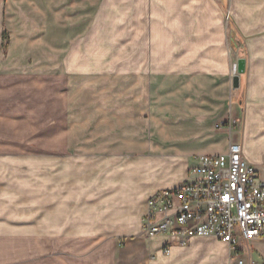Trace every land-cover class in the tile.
<instances>
[{
  "label": "crops",
  "instance_id": "0c3cea01",
  "mask_svg": "<svg viewBox=\"0 0 264 264\" xmlns=\"http://www.w3.org/2000/svg\"><path fill=\"white\" fill-rule=\"evenodd\" d=\"M33 1L0 0V50L2 39L10 42L3 22L16 16L12 3ZM37 1L46 10L48 33L55 32L49 18L57 19L64 73L152 83L153 129L149 139L133 135L125 143L131 132L124 118V142L102 153L63 154L75 161H124L123 174L112 178L107 170L104 185L86 188L77 171L66 182L70 170L59 169L56 200L48 181L22 185L17 171L0 168V264H231L230 246L214 236L165 252V239L143 236V218L149 198L191 178L199 156L227 153L231 141L238 142L228 126L218 127L230 114L237 118L243 111V156L264 181V0ZM242 58L247 69L235 88L232 72ZM2 65L0 59V138L3 119L9 121L2 98L18 79ZM63 138L59 145H66ZM25 174L32 178L35 171ZM252 247L264 264V239Z\"/></svg>",
  "mask_w": 264,
  "mask_h": 264
},
{
  "label": "rangeland",
  "instance_id": "374dc122",
  "mask_svg": "<svg viewBox=\"0 0 264 264\" xmlns=\"http://www.w3.org/2000/svg\"><path fill=\"white\" fill-rule=\"evenodd\" d=\"M12 4L16 5V16L5 17L3 22L10 42L6 46L2 39L0 59L2 68L13 69L18 79L9 85L12 93L2 98V110L9 112V121H2L0 168L17 171V180L22 185L33 181L35 186H40L43 180L48 181L50 186H55L50 189L52 200H56L59 169L70 170L66 174L69 177L66 182L73 181L74 171H77L82 186L86 188L103 184L107 170L113 171L109 177L122 176L124 161L85 157L75 161L68 160L63 154L102 153L108 151L110 145L124 142L120 130L124 118L125 130L131 132V137L125 134V143L126 139L132 140L133 135L149 139L153 129L150 112L152 83L125 80V75L106 77L64 73L57 50V19L49 18V25L54 27L55 32L48 33V18L41 1L34 0L27 7L26 3ZM9 9L12 10L13 6ZM66 20L69 21L68 18ZM71 36L67 35V40ZM240 52L246 56L244 47ZM9 57L17 62L10 66L5 64V59ZM232 73L239 75L237 64ZM230 119L239 121L237 128L231 132L245 147L243 111L237 118H232L230 114L224 122L228 123ZM63 125L65 128H61ZM63 137L66 138V145H59V139ZM258 151L257 148L253 152L257 154ZM26 170H34V177L25 174ZM95 177L98 181L94 180ZM97 196L100 198L103 195L99 193Z\"/></svg>",
  "mask_w": 264,
  "mask_h": 264
},
{
  "label": "built area",
  "instance_id": "2783aa9c",
  "mask_svg": "<svg viewBox=\"0 0 264 264\" xmlns=\"http://www.w3.org/2000/svg\"><path fill=\"white\" fill-rule=\"evenodd\" d=\"M237 119L219 123L231 130ZM191 178L151 196L143 218L147 240L165 239L187 246L195 237L214 236L232 251L231 264H259L252 242L264 239V181L243 156L242 145L231 141L223 154L201 155Z\"/></svg>",
  "mask_w": 264,
  "mask_h": 264
},
{
  "label": "water",
  "instance_id": "95a60500",
  "mask_svg": "<svg viewBox=\"0 0 264 264\" xmlns=\"http://www.w3.org/2000/svg\"><path fill=\"white\" fill-rule=\"evenodd\" d=\"M246 69H247V60L245 58H242V59L239 60V63H238V72H239V74L245 73ZM239 86H240V76L236 75L234 77V87L235 88H239Z\"/></svg>",
  "mask_w": 264,
  "mask_h": 264
}]
</instances>
